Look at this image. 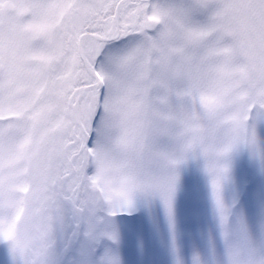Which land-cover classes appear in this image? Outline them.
<instances>
[{
    "label": "snow or ice",
    "instance_id": "1",
    "mask_svg": "<svg viewBox=\"0 0 264 264\" xmlns=\"http://www.w3.org/2000/svg\"><path fill=\"white\" fill-rule=\"evenodd\" d=\"M0 264H264V0H0Z\"/></svg>",
    "mask_w": 264,
    "mask_h": 264
}]
</instances>
